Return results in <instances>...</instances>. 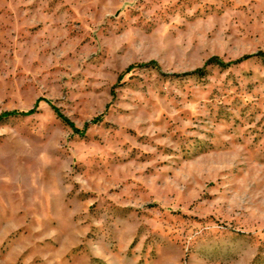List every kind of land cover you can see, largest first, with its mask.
<instances>
[{"label": "rangeland", "instance_id": "374dc122", "mask_svg": "<svg viewBox=\"0 0 264 264\" xmlns=\"http://www.w3.org/2000/svg\"><path fill=\"white\" fill-rule=\"evenodd\" d=\"M0 264H264V0H0Z\"/></svg>", "mask_w": 264, "mask_h": 264}]
</instances>
